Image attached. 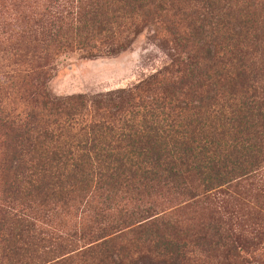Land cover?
I'll use <instances>...</instances> for the list:
<instances>
[{
    "label": "trees",
    "instance_id": "1",
    "mask_svg": "<svg viewBox=\"0 0 264 264\" xmlns=\"http://www.w3.org/2000/svg\"><path fill=\"white\" fill-rule=\"evenodd\" d=\"M46 1L0 50V264H264V0ZM145 30L171 67L48 90L56 55Z\"/></svg>",
    "mask_w": 264,
    "mask_h": 264
},
{
    "label": "rangeland",
    "instance_id": "2",
    "mask_svg": "<svg viewBox=\"0 0 264 264\" xmlns=\"http://www.w3.org/2000/svg\"><path fill=\"white\" fill-rule=\"evenodd\" d=\"M47 4L46 0H0V50L8 49L6 44L11 42L12 35V40H16L8 26L10 23L14 25L18 22L14 28L22 29L24 23L20 14H29L32 9L41 11ZM120 44H124L125 48L113 56L105 55L110 49L108 44L101 47L104 52L98 56L83 50L56 55L52 60L48 90L59 97L80 94L94 97L129 89L171 67L179 56L169 39L153 30H145L137 36L131 32L124 33ZM7 56L5 69L9 71L12 69L6 66L13 65L14 60L10 61Z\"/></svg>",
    "mask_w": 264,
    "mask_h": 264
}]
</instances>
